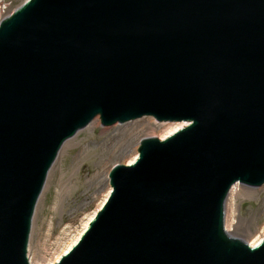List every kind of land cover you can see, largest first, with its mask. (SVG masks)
<instances>
[{"label": "water", "instance_id": "obj_1", "mask_svg": "<svg viewBox=\"0 0 264 264\" xmlns=\"http://www.w3.org/2000/svg\"><path fill=\"white\" fill-rule=\"evenodd\" d=\"M96 117L187 126L109 169L56 264H264V241L224 228L232 187L264 185V0H27L3 18L0 264H30L48 175Z\"/></svg>", "mask_w": 264, "mask_h": 264}, {"label": "rangeland", "instance_id": "obj_2", "mask_svg": "<svg viewBox=\"0 0 264 264\" xmlns=\"http://www.w3.org/2000/svg\"><path fill=\"white\" fill-rule=\"evenodd\" d=\"M25 1L0 0V20ZM126 124L103 127L99 119L59 155L32 222L27 252L32 264H52L62 255L100 207L103 183L92 186L90 180L101 167L117 164L113 160L121 151L132 150V142L149 137L155 128L152 124ZM138 148L139 145L137 151ZM98 180L101 182V177ZM237 185L225 204L224 227L233 237L250 243L264 237V185L259 188Z\"/></svg>", "mask_w": 264, "mask_h": 264}, {"label": "bare ground", "instance_id": "obj_3", "mask_svg": "<svg viewBox=\"0 0 264 264\" xmlns=\"http://www.w3.org/2000/svg\"><path fill=\"white\" fill-rule=\"evenodd\" d=\"M98 121H99V117H96L86 128H84L83 130H80L73 138H71L68 141H66L65 144L63 145L62 149H61L60 154L63 151L67 150L72 145V142L77 137H79V135H81V133H84L85 131H88L89 129H91V127L93 125L97 124ZM133 123H140V124L143 123V124H147V125H150V124L155 125V128L153 129V132H152L153 134L152 135H149V137L159 138L161 140L166 139L169 136H172L173 134L177 133L178 131H180L181 129H183L187 125L186 123H167V122H158V123L156 122V123H154L153 120L150 117H147V118H144V119H141V120L134 121ZM122 125H124V124H122ZM126 125H129V124H126ZM139 138H137L136 141H134V142L131 143V146L133 147L132 150H128V151L123 150V151H121L119 157H117L113 161L115 163H123L125 165H132L133 163H135V161L137 160V158L139 156L138 151H137V146L139 145L140 139H141V138L140 139ZM54 167H55V164L52 167V171H53ZM109 169H110V166H106V167L103 166V167H101L99 169V171L97 172V174H95L94 177L90 180V184L92 186H96V185L99 186L100 184L103 183V186H102V190L101 191L104 192V195L101 197V200L102 201L100 203V207L99 208H101L103 206V204L105 203V201H106V199H107V197H108V195L110 194V191H111V188H110V185H109V179L106 176L107 175V172L109 171ZM52 171H50V172L52 173ZM99 177H101V180H102L101 182L98 180ZM237 186L238 185L236 184V185H234L232 187V189L230 191L231 194H233L234 191H236ZM94 215H95V213L92 216H90V218L87 220V222ZM87 222H86V224L84 226V229L80 232V234L78 236H76L72 240V242L65 249V251L62 253V255L58 256L52 264H55L59 260V257L64 256V254L70 250V248L72 247V245H74L78 241V239L80 238V236L84 233V231L87 228ZM225 230H226V232H227V234L229 236L233 237V235H231L226 228H225ZM233 238H236V237H233ZM263 240H264V237H261V238L255 240L253 242H250L248 244L251 247H255V246H258ZM29 263L32 264V262H30V260H29Z\"/></svg>", "mask_w": 264, "mask_h": 264}]
</instances>
